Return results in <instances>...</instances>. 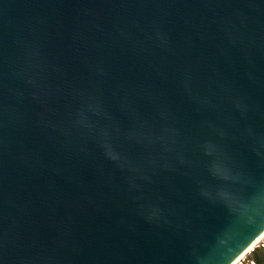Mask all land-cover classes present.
<instances>
[{"label": "water", "instance_id": "1", "mask_svg": "<svg viewBox=\"0 0 264 264\" xmlns=\"http://www.w3.org/2000/svg\"><path fill=\"white\" fill-rule=\"evenodd\" d=\"M263 230L264 0H0V264H229Z\"/></svg>", "mask_w": 264, "mask_h": 264}, {"label": "trees", "instance_id": "2", "mask_svg": "<svg viewBox=\"0 0 264 264\" xmlns=\"http://www.w3.org/2000/svg\"><path fill=\"white\" fill-rule=\"evenodd\" d=\"M264 264V246L258 245L254 247L242 264Z\"/></svg>", "mask_w": 264, "mask_h": 264}, {"label": "bare ground", "instance_id": "3", "mask_svg": "<svg viewBox=\"0 0 264 264\" xmlns=\"http://www.w3.org/2000/svg\"><path fill=\"white\" fill-rule=\"evenodd\" d=\"M263 237L264 230L237 257H235V259H233L235 260V264H237ZM229 264H232V261Z\"/></svg>", "mask_w": 264, "mask_h": 264}, {"label": "rangeland", "instance_id": "4", "mask_svg": "<svg viewBox=\"0 0 264 264\" xmlns=\"http://www.w3.org/2000/svg\"><path fill=\"white\" fill-rule=\"evenodd\" d=\"M263 238H264V237H263ZM256 246H258V243H257L254 247H256ZM254 247H253V248H254ZM253 248H252V249H253ZM252 249H251V250H252ZM251 250H250V251H251ZM250 251H249V252H250ZM249 252H248L247 254H245V255L243 256V258H242L237 264H242V262L245 261V259H246L247 255L249 254Z\"/></svg>", "mask_w": 264, "mask_h": 264}, {"label": "built area", "instance_id": "5", "mask_svg": "<svg viewBox=\"0 0 264 264\" xmlns=\"http://www.w3.org/2000/svg\"><path fill=\"white\" fill-rule=\"evenodd\" d=\"M258 245L264 246V238H261L260 241L258 242ZM254 264V263H252Z\"/></svg>", "mask_w": 264, "mask_h": 264}, {"label": "clouds", "instance_id": "6", "mask_svg": "<svg viewBox=\"0 0 264 264\" xmlns=\"http://www.w3.org/2000/svg\"><path fill=\"white\" fill-rule=\"evenodd\" d=\"M247 243H248V242L245 241V244H247ZM229 259H230V258H229ZM229 259H228V260H229ZM228 260H227V261H228ZM232 264H235V260H232Z\"/></svg>", "mask_w": 264, "mask_h": 264}]
</instances>
